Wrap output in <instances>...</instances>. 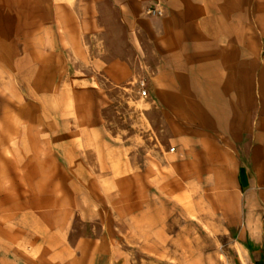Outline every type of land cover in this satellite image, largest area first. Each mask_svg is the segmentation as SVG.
<instances>
[{
    "label": "rangeland",
    "instance_id": "obj_1",
    "mask_svg": "<svg viewBox=\"0 0 264 264\" xmlns=\"http://www.w3.org/2000/svg\"><path fill=\"white\" fill-rule=\"evenodd\" d=\"M162 8L146 15L160 17ZM0 20L17 27L32 21L5 13ZM124 33L117 26L83 35L77 53L64 51L66 69L46 70L43 85L33 84L37 63L0 71L1 227H24L29 264H89L92 252H110V264H229V237L199 219L194 199L185 204L181 181H173L169 197L160 182L142 177L147 197L140 198L136 173L150 160L162 170L175 144L165 105L150 90L151 71L134 68L125 38L119 47L129 74L113 80L101 68L115 56L103 49Z\"/></svg>",
    "mask_w": 264,
    "mask_h": 264
},
{
    "label": "crops",
    "instance_id": "obj_2",
    "mask_svg": "<svg viewBox=\"0 0 264 264\" xmlns=\"http://www.w3.org/2000/svg\"><path fill=\"white\" fill-rule=\"evenodd\" d=\"M157 2L164 14L147 16L143 9ZM4 6L9 18L32 21L17 27L0 20V71L37 63L36 85L46 81V70L62 74L64 51L77 53L83 35L122 27L124 35L110 36L112 48L103 49L115 56L101 68L113 80L129 74L119 47L125 38L134 68L151 71L150 90L165 105L175 144L162 170L150 160L144 174L136 173L140 198L147 197L142 177L160 182L169 197L173 181H181L185 204L194 199L199 219L229 237V264H264V0H5ZM5 225L0 264H29V234ZM111 261L110 252H92L89 264Z\"/></svg>",
    "mask_w": 264,
    "mask_h": 264
},
{
    "label": "built area",
    "instance_id": "obj_3",
    "mask_svg": "<svg viewBox=\"0 0 264 264\" xmlns=\"http://www.w3.org/2000/svg\"><path fill=\"white\" fill-rule=\"evenodd\" d=\"M144 12L147 15L157 16V15H161L163 13V8H162V5L160 4V2H157L155 4L148 5L144 9ZM139 91H140V95L141 96L147 95V89L145 88V82H144V80H140L139 81ZM173 149L174 148L171 147V150H173Z\"/></svg>",
    "mask_w": 264,
    "mask_h": 264
}]
</instances>
